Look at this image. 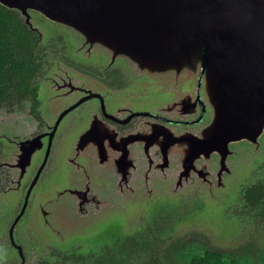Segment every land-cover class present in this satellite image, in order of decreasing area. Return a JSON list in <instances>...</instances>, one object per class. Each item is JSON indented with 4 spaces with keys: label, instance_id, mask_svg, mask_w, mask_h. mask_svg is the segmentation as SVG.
Returning a JSON list of instances; mask_svg holds the SVG:
<instances>
[{
    "label": "flooded vegetation",
    "instance_id": "1",
    "mask_svg": "<svg viewBox=\"0 0 264 264\" xmlns=\"http://www.w3.org/2000/svg\"><path fill=\"white\" fill-rule=\"evenodd\" d=\"M31 14L39 65L26 92L0 101L30 122L0 131V197L19 204L0 243L2 264H28L32 231L44 236L30 248L34 264H76L132 237L164 252L196 244L186 237L214 226L259 218L264 129L256 116L236 124L230 77H215L197 55L171 62L123 53L108 44L122 37L89 36L81 12L77 22ZM69 229L114 241L70 245Z\"/></svg>",
    "mask_w": 264,
    "mask_h": 264
},
{
    "label": "water",
    "instance_id": "2",
    "mask_svg": "<svg viewBox=\"0 0 264 264\" xmlns=\"http://www.w3.org/2000/svg\"><path fill=\"white\" fill-rule=\"evenodd\" d=\"M9 9L25 15L43 12L57 21H78L77 13L101 20L103 36L122 37L110 42L123 53L149 60L167 57L160 53L163 44L176 46L197 42V55L225 62L235 78L238 107L245 124L256 116L264 129V0H0ZM93 37L99 32L89 26ZM238 110V108H236ZM228 122V132L234 128ZM214 226L207 236L229 239L237 228ZM236 232V233H234ZM83 233L69 229L64 238L70 245L84 242ZM76 237L75 240H73ZM60 240L62 237L60 236ZM66 243V244H67ZM104 244V243H101Z\"/></svg>",
    "mask_w": 264,
    "mask_h": 264
},
{
    "label": "trees",
    "instance_id": "3",
    "mask_svg": "<svg viewBox=\"0 0 264 264\" xmlns=\"http://www.w3.org/2000/svg\"><path fill=\"white\" fill-rule=\"evenodd\" d=\"M36 44V34L28 27L19 11L0 3V101L8 99L11 91L18 90L13 93L15 97L26 92L30 78L39 65ZM250 199L254 204L258 201L252 197ZM260 199L261 210L257 211L256 217H259L258 226L264 227V184L260 186ZM256 236L234 249L177 241L166 247L164 252L149 251L150 242L139 248L141 242L132 237L118 243L120 246L117 248H107L96 260H83L76 264H264V236L258 233ZM128 244L132 251L126 250Z\"/></svg>",
    "mask_w": 264,
    "mask_h": 264
},
{
    "label": "rangeland",
    "instance_id": "4",
    "mask_svg": "<svg viewBox=\"0 0 264 264\" xmlns=\"http://www.w3.org/2000/svg\"><path fill=\"white\" fill-rule=\"evenodd\" d=\"M25 20H26V16L23 15ZM86 18V16H85ZM87 19V18H86ZM89 21H91L90 26H92L94 29H96V27L99 26V28L101 27V25H104V22H102L101 20H93V18L90 16L88 17ZM30 23H33V18H32V14L29 18ZM27 22V21H26ZM60 22H65V21H60ZM96 26H95V24ZM29 24V23H28ZM30 25V24H29ZM34 25V23L32 24V26ZM73 25V24H70ZM78 29H83V27L80 24H76L73 25ZM96 29L97 30H99ZM45 37V33L42 35ZM91 37H93L91 34L89 35ZM112 36H116L115 34H113ZM30 123L29 121H23L21 114L19 112H15L13 114H7L6 111L4 109L0 110V131H7L9 134L13 133L12 130H19V129H24L26 124ZM8 126V127H7ZM6 150L5 152H7L9 150V145H6ZM4 155V154H3ZM2 155V158H3ZM1 158V161H3ZM19 200V199H18ZM0 243H6L7 241V237H8V233L9 232V228H10V224L13 221V216L15 215L16 211L19 208V204L17 205V202H13L11 204V206L9 205V203H7V201L1 199L0 197ZM17 206V207H16ZM17 208V209H16ZM12 210L11 212H9L8 210ZM16 210V211H15ZM258 218L254 219V220H248L246 221L247 224H244V221L239 223V226L237 227V233H240L229 238L226 239L223 236H205L203 234L200 233H196V235H193L191 237H186L188 238V241H192L193 243H198L200 245H206L208 247L211 248H218V249H234V248H238L241 245L249 242L252 239H255L256 233H258L259 235L264 236V227H260L258 226V222H257ZM254 221L256 222V225L254 226ZM236 224L233 225V228L235 227ZM193 227H189V230L192 229ZM198 229V231H202L200 229V227L196 228ZM32 236H28V238L25 236L24 240L25 242H27V244L29 245V250H28V259L27 262L28 264H34V260L37 259L36 256V252H34L35 250L30 249V248H38L43 240H44V236L42 234H35L34 231ZM234 232V233H236ZM115 235H109V234H87L84 233L83 239L85 244H94V243H106L108 241H110ZM21 237V236H19ZM32 238V241H30V239ZM264 238V237H263ZM76 237L73 239L75 240ZM30 241V242H29ZM77 243V242H76ZM76 246V245H75ZM8 254L10 253L9 251H7ZM11 257V256H9ZM14 261V260H13ZM0 264H2L0 262Z\"/></svg>",
    "mask_w": 264,
    "mask_h": 264
},
{
    "label": "bare ground",
    "instance_id": "5",
    "mask_svg": "<svg viewBox=\"0 0 264 264\" xmlns=\"http://www.w3.org/2000/svg\"><path fill=\"white\" fill-rule=\"evenodd\" d=\"M197 42L195 39L191 40L190 44L176 46L175 44H163V48L161 49L162 54L167 56L168 60L171 62L174 61L176 55H180L181 60H185L191 56L197 55ZM181 53V54H180ZM197 61H203L205 63L211 64V67L214 71V76L216 77L217 72H222V74L226 77H230L228 82L230 84H235V76L231 75L232 71L225 67V62L217 61L215 63L214 57H208L204 51H202L199 55H197Z\"/></svg>",
    "mask_w": 264,
    "mask_h": 264
}]
</instances>
